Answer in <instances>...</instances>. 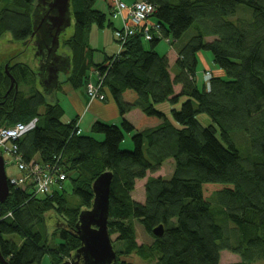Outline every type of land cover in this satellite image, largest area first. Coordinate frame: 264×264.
<instances>
[{"label": "trees", "instance_id": "trees-1", "mask_svg": "<svg viewBox=\"0 0 264 264\" xmlns=\"http://www.w3.org/2000/svg\"><path fill=\"white\" fill-rule=\"evenodd\" d=\"M70 1L73 29L59 38V47L67 49L62 55L71 61L65 81L85 89L86 72L96 73L104 95L99 101H113L120 123H92L91 133L103 136L97 141L80 133L77 117L61 122L58 100L37 88L45 66L37 45L48 43L34 24L37 2L0 0V40L9 36L0 43V128L36 117L35 127L13 141L16 153L23 163L57 161L72 182L68 194L62 186L38 195L8 178V197L0 204L2 259L8 264H41L45 254L51 264L76 259L80 212L91 207L93 180L111 172L108 233L111 245L122 246L114 249L112 264H128L121 256L131 253L151 264H224L223 250L239 257L231 264L264 263V0H143L155 8L151 17L158 32L146 41L142 26L136 27L101 63H93L87 39L93 25L113 29L112 5L106 13L96 0ZM189 30L188 40L175 48L171 70L155 47L162 39L176 45ZM201 50L211 52L219 69L211 72L208 88L196 80ZM6 70L17 91L8 89ZM182 96L180 108L171 105L167 114L155 107ZM133 109L141 115L135 125L125 118ZM203 113L212 124L198 122ZM124 141L131 142L130 150L121 148ZM168 159L174 163L169 179L146 177ZM144 177V201L138 202L131 193ZM48 217L56 226L50 234ZM134 220L150 235L149 244L136 243ZM157 226L161 236L152 232Z\"/></svg>", "mask_w": 264, "mask_h": 264}, {"label": "rangeland", "instance_id": "rangeland-1", "mask_svg": "<svg viewBox=\"0 0 264 264\" xmlns=\"http://www.w3.org/2000/svg\"><path fill=\"white\" fill-rule=\"evenodd\" d=\"M40 15V14H39ZM111 16H114L113 14ZM111 20H113L114 22L117 19H114V17H109ZM39 21V20H38ZM72 22V20H71ZM73 29V22L71 23V26L67 27L65 29V31L62 33V37H68L71 35ZM93 32H89L90 35H88V39H87V43L89 44L90 48H94V59L95 62H100L103 61L104 57H105V53L108 54V56H110L112 53L110 50H112V48H117L119 49V45H118V41H116L115 37H114V31H112L111 28L107 27V25H105L103 27V29H98L95 25L92 28ZM191 34V30H189L188 32L185 33V35L182 37L181 40H179V42L176 45H171L170 42H168L165 39H162L157 46L155 47L157 51H159L161 54L164 53H170V55H172V51L176 52V49L179 45L185 43L188 40L189 35ZM6 37H4L3 39L0 40V43L8 38V34L5 35ZM213 39V37H207L206 40L211 41ZM149 47V45H148ZM147 47V48H148ZM64 50H67L66 48H62L59 47L58 48V53L62 55V53H65ZM57 53V54H58ZM202 57V58H201ZM171 58V57H170ZM197 59L199 60L198 65H197V75H196V80L198 82V86L201 87L202 83H204L203 80V73H204V68H208L210 70H213L214 73L218 74V68L215 65V63L213 62V58H212V54L210 51L207 50H201L198 53ZM173 62H170V68L172 67ZM172 70V68H171ZM209 70V71H210ZM207 71V70H205ZM211 72V71H210ZM86 74L88 76H90L92 79L94 80L95 77H97V74L94 73L93 71H87ZM173 74V73H172ZM67 75H69V73H67ZM65 72H61L59 74V80H60V84H59V89H55V93L52 95L54 96V98H56L61 106V108H63V113L60 116L61 122L68 123L71 120L75 119L76 116V109L73 108L72 105V100L71 97L72 94L74 93V90H76V93L81 97V99L83 100V102H86L88 94L86 92V88L84 91V86H78L76 87V89L72 88V86H70L68 81H65L66 77H67ZM203 82H202V80ZM40 79V78H39ZM38 79V84H37V88H39V90L41 92L45 91V87H43L40 83ZM22 86L20 85L19 89H21ZM73 92V93H70ZM84 92L86 93V96H84ZM45 93V92H44ZM47 95V94H46ZM98 99L96 100H91L90 97L88 96V104L92 103V102H96ZM185 98L182 96L180 98V100L178 102H176L175 104H170L167 102H160V104L155 105L156 106H160L162 104H166V107H164L163 109L168 112L169 109L168 107H171V105L176 106V108H180L181 106V102L184 101ZM99 101V100H98ZM40 111H42V109H40ZM79 115V114H78ZM89 113H86L84 116L82 117H77L78 119L81 118V121L78 122L79 125V129H80V133L84 136L87 135H92L97 141H101L103 140V136L101 134H93L90 131L89 125H90V119L91 117L89 116ZM197 120L199 123L202 124V126H208L211 123L210 118L208 117V115L206 113L203 114H198L196 116ZM219 136V135H218ZM129 138V137H128ZM12 144L11 142H7V147H10ZM132 147L131 142L129 141H124L121 144V148L124 149H128L130 150V148ZM0 153L3 155L4 161H5V172L6 175L8 176V178H14L16 176L21 175L20 172H18V167L17 164H15L14 162V158L11 155V153H9L8 151L4 150L3 148L0 149ZM174 163L172 159H168L166 161L163 162L162 166L160 167V170L155 171L153 173H147L146 177L148 176H161L162 178H166L169 179V177L171 176L172 172H173V167ZM146 177L142 178V180H137L135 183V187L131 193V198L135 201L138 202H143L144 200V190H143V185L146 181ZM62 186L64 188L65 193H70L71 192V188H72V182L71 179L69 177H67V179H65L64 181H62ZM73 198L72 201H76V198ZM54 218H49L47 219V232L50 234L52 233V231H54V229L56 228L55 226V222L53 220ZM134 228H135V233H137L136 236V243L138 245H142V244H149L151 242V237L147 232H144L142 225L137 222V220H134ZM59 242V241H58ZM112 245H114V249L115 250H120L121 249V245H118L116 242H114ZM121 258L123 260H125L128 264H151L150 262H148L147 260H143L139 255L131 253L130 255L127 256H121ZM41 264H51V258H49V256L47 254H45L42 258H41ZM220 263H224V264H231L232 262H238L239 257L229 251L223 250L220 252V258H219ZM253 264H264L261 260H257L255 261Z\"/></svg>", "mask_w": 264, "mask_h": 264}, {"label": "water", "instance_id": "water-1", "mask_svg": "<svg viewBox=\"0 0 264 264\" xmlns=\"http://www.w3.org/2000/svg\"><path fill=\"white\" fill-rule=\"evenodd\" d=\"M36 8L33 15L37 14L38 22L34 24L40 28L41 33L48 38V43L40 47L37 45L39 54L45 57V66L42 70L50 73L51 78L44 76L40 83L45 87V94L52 96L53 90L57 88L59 82L58 63L62 62L65 69L70 68V58L57 54L60 46L59 38L65 29L71 26V1L70 0H36ZM5 68V67H4ZM6 69V68H5ZM65 72V70H62ZM10 78L9 90L11 88L17 91L15 79L8 74ZM41 76V75H40ZM44 82V83H43ZM111 172H103L93 180L91 189L93 199L90 209L80 212L76 224V235L79 237L81 247L77 250L75 258L64 261L61 264H112L116 258L113 245H111L110 234L108 233V207L111 185ZM9 193L8 176L5 172L3 155L0 154V204L4 203ZM154 235L161 236L162 226H157L152 230ZM0 262L8 264L0 255Z\"/></svg>", "mask_w": 264, "mask_h": 264}, {"label": "built area", "instance_id": "built-area-1", "mask_svg": "<svg viewBox=\"0 0 264 264\" xmlns=\"http://www.w3.org/2000/svg\"><path fill=\"white\" fill-rule=\"evenodd\" d=\"M112 4L113 15L121 20V26L114 29V35L117 38L119 49L124 45L125 39L136 32V27L142 26L144 40L152 38V31L158 32V24L150 21V17L155 12V8L147 1L135 0L133 3L126 4L121 0H110ZM169 40V39H168ZM167 40V41H168ZM169 42V41H168ZM211 72L204 71L203 80L205 87H209ZM99 83L89 82L86 84V92L91 100H102L104 95L100 92ZM38 120L33 117L27 122H16L12 126H1L0 128V149L11 153L17 164L18 172L21 175L9 178L12 185L25 188L29 186L34 194L46 195L51 193L54 188H61L62 181L65 180V174L60 171L58 162L43 165L35 159L23 163L20 156L16 153L17 146L13 141L21 138L25 133L32 130ZM7 142L11 146L7 147Z\"/></svg>", "mask_w": 264, "mask_h": 264}, {"label": "crops", "instance_id": "crops-1", "mask_svg": "<svg viewBox=\"0 0 264 264\" xmlns=\"http://www.w3.org/2000/svg\"><path fill=\"white\" fill-rule=\"evenodd\" d=\"M122 2H125L126 4H130V3H133L135 0H121ZM111 3V1L110 0H96V2H95V5H96V8L98 9V10H101V11H104V12H106V13H110L111 12V14H113V10L111 11L110 10V12H109V10H107V9H109L108 8V4H110ZM112 5V4H111ZM112 7V6H111ZM111 14L110 15H108V17H111L112 18V16H111ZM114 17V19H117L115 22L113 21V20H111V22H112V26H113V29L114 28H118V27H120L121 26V20H119V18L118 17H116V16H113ZM150 19V21L151 22H153V23H155L156 22V19L154 18V17H150L149 18ZM94 26V25H93ZM93 26H92V28H93ZM92 28H91V32H93V30H92ZM112 29V30H113ZM89 31V32H90ZM90 32V33H91ZM90 35V34H89ZM143 45H144V47L145 48H147V46H148V44H147V42H143ZM90 47V46H89ZM92 49V48H91ZM93 50H94V48H93ZM117 48L115 47V48H112V50H110L111 51V55H113V54H115L116 52H117ZM155 50H156V48H155ZM157 51V50H156ZM157 52H159V51H157ZM57 53H58V50H57ZM160 53V52H159ZM59 54V53H58ZM161 54V53H160ZM110 55V56H111ZM164 55H166V57L168 58V60H169V64H170V62H173V64L175 63V59H176V57H177V54H176V52L175 51H172V55H170V53L168 52V53H164ZM108 56V54H106L105 53V57H107ZM105 57H104V59H103V61L105 60ZM171 57V58H170ZM202 58V57H201ZM93 59H94V54H93V56H92V61H93ZM103 61H100V62H95V60L93 61V63L95 62V63H101V62H103ZM71 62V61H70ZM69 65H70V63H69ZM70 68H68V69H66V71H65V73H66V75H67V73H69V71H70V69H71V65L69 66ZM171 69V68H170ZM204 70H210V69H208V68H204ZM44 71V70H43ZM211 72L213 71V70H210ZM214 72V71H213ZM41 73H42V69H41V72H40V75H41ZM219 73V72H218ZM196 75H197V73H196ZM203 75V74H202ZM40 78L42 79L43 77H42V75L40 76ZM89 79H90V82H92V83H94L95 82V79H96V77H95V79L94 80H91L92 78L89 76ZM197 79V78H196ZM201 80H202V78H201ZM202 82H203V80H202ZM60 84V80H59V82H58V85ZM197 84H198V82H197ZM57 85V88H55V89H59V86ZM73 88V87H72ZM55 89L53 90V93H52V95L55 93ZM74 89V88H73ZM76 89V88H75ZM178 87L176 86V87H174V91L175 92H177L178 91ZM84 91H85V89H84ZM70 93H73V92H71L70 91ZM84 96H86V93L84 92ZM71 97V100H72V105H73V108H75L76 109V116L77 117H82V116H84L86 113H89L90 115V117H91V119H90V125L92 124V123H94L95 121H97L98 119H101V120H103V121H105V122H110V123H112V124H115V125H118L119 123H120V116H118V114H117V107L114 105V103H113V101L111 100V99H107V101L106 102H100V101H96V102H92V103H89L88 104V96H86L87 97V100H86V102H83V100L81 99V97L76 93V90H74V93L72 94V96H70ZM164 107H166V104H162V105H160V106H156V108L158 109V110H161V111H163L165 114H167L168 112H166L163 108ZM172 107V106H171ZM171 107H168V109L170 110L171 109ZM79 114V115H78ZM141 115H140V110H137V109H133V110H131V111H129L126 115H125V118H126V120L128 121V122H130L132 125H135L136 123H137V121L139 120V117H140ZM79 121H81V118H79L78 119V122ZM78 122H77V127H78V129H79V125H78ZM90 125H89V127H90ZM80 130V129H79Z\"/></svg>", "mask_w": 264, "mask_h": 264}, {"label": "flooded vegetation", "instance_id": "flooded-vegetation-1", "mask_svg": "<svg viewBox=\"0 0 264 264\" xmlns=\"http://www.w3.org/2000/svg\"><path fill=\"white\" fill-rule=\"evenodd\" d=\"M64 63H62V62H60V63H58V69H59V74L62 72V70L64 69L65 71H66V69H65V65H63ZM51 73V72H50ZM50 73L48 72V71H46V70H42V73H41V75H42V77H43V80H44V76L45 77H47V78H51L50 76ZM44 83V82H43Z\"/></svg>", "mask_w": 264, "mask_h": 264}, {"label": "bare ground", "instance_id": "bare-ground-1", "mask_svg": "<svg viewBox=\"0 0 264 264\" xmlns=\"http://www.w3.org/2000/svg\"><path fill=\"white\" fill-rule=\"evenodd\" d=\"M118 28H119V27H118ZM114 37H115V35H114ZM115 39H116V41H118L116 37H115ZM118 42H119V41H118ZM0 154H1V153H0ZM4 164H5V161H4Z\"/></svg>", "mask_w": 264, "mask_h": 264}]
</instances>
